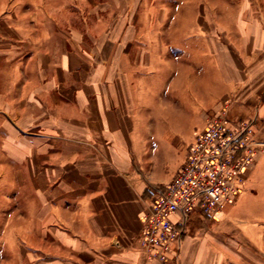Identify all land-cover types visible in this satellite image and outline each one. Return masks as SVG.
<instances>
[{
	"label": "crops",
	"instance_id": "obj_1",
	"mask_svg": "<svg viewBox=\"0 0 264 264\" xmlns=\"http://www.w3.org/2000/svg\"><path fill=\"white\" fill-rule=\"evenodd\" d=\"M54 2L0 0V264H264V207L251 201L192 211L166 262L140 241L154 189L186 156L153 167L150 103L168 90L206 122L223 109L255 118L264 142V27L245 48L202 26L184 64L133 16L96 33Z\"/></svg>",
	"mask_w": 264,
	"mask_h": 264
},
{
	"label": "rangeland",
	"instance_id": "obj_2",
	"mask_svg": "<svg viewBox=\"0 0 264 264\" xmlns=\"http://www.w3.org/2000/svg\"><path fill=\"white\" fill-rule=\"evenodd\" d=\"M61 2L57 4L62 5ZM65 5L72 25H84L96 33L105 32L112 25H126L133 16L137 26L150 29L154 39L151 43L157 42L159 33L165 43H171L166 52L177 54L184 64L189 63L190 45L204 38L202 26L212 29L215 40L243 42L245 48L249 47V38L255 36L253 30L264 27V0H68ZM159 93L157 103H150L148 121L153 128L146 131L149 141L145 150L151 154L153 167L169 172L205 127L206 118L200 104L187 101L181 106L176 102L180 101L179 94L169 95L168 90ZM261 143L254 167L246 171V186L252 191L241 192L236 202L251 201L264 207V142Z\"/></svg>",
	"mask_w": 264,
	"mask_h": 264
},
{
	"label": "built area",
	"instance_id": "obj_3",
	"mask_svg": "<svg viewBox=\"0 0 264 264\" xmlns=\"http://www.w3.org/2000/svg\"><path fill=\"white\" fill-rule=\"evenodd\" d=\"M262 145L255 118H232L227 109L209 117L172 179L154 189L140 240L148 257L168 261L172 245L175 254L180 249L192 211L214 218L246 192V171L254 167Z\"/></svg>",
	"mask_w": 264,
	"mask_h": 264
}]
</instances>
